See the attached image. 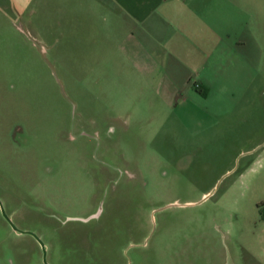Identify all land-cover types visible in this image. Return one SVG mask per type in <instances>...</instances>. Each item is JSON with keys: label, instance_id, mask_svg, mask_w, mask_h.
Instances as JSON below:
<instances>
[{"label": "rangeland", "instance_id": "obj_1", "mask_svg": "<svg viewBox=\"0 0 264 264\" xmlns=\"http://www.w3.org/2000/svg\"><path fill=\"white\" fill-rule=\"evenodd\" d=\"M189 3L225 45L168 97L100 0H0V202L47 264H264V0ZM27 233L0 213V264Z\"/></svg>", "mask_w": 264, "mask_h": 264}, {"label": "crops", "instance_id": "obj_2", "mask_svg": "<svg viewBox=\"0 0 264 264\" xmlns=\"http://www.w3.org/2000/svg\"><path fill=\"white\" fill-rule=\"evenodd\" d=\"M192 1L100 0L101 12L118 20L115 29H107L118 34L109 48L126 51L122 62H128L142 82L140 89L150 91L149 95H174L186 86L192 72L202 71L211 55L224 48L225 38L217 24L207 23ZM56 11L55 15L63 14L60 3ZM98 31L93 27V35ZM198 88L207 93L201 85ZM169 102L165 101L166 107H171Z\"/></svg>", "mask_w": 264, "mask_h": 264}, {"label": "water", "instance_id": "obj_3", "mask_svg": "<svg viewBox=\"0 0 264 264\" xmlns=\"http://www.w3.org/2000/svg\"><path fill=\"white\" fill-rule=\"evenodd\" d=\"M0 212H1L2 217L9 223V225L11 226V228L13 229V231L18 232V233H23V234L27 233V232H20V231H18L16 229V227L13 225V223L11 222V220L5 214L1 202H0ZM27 234L31 235L39 243V245H40V247L42 249V253H43V264H47L46 258H45L46 257L45 256L46 255V252H45V249H44L43 244L40 242V240L34 234H32V233H27Z\"/></svg>", "mask_w": 264, "mask_h": 264}, {"label": "trees", "instance_id": "obj_4", "mask_svg": "<svg viewBox=\"0 0 264 264\" xmlns=\"http://www.w3.org/2000/svg\"><path fill=\"white\" fill-rule=\"evenodd\" d=\"M259 212H260V214H261V217L263 218V220H264V202L263 203H261L260 205H259Z\"/></svg>", "mask_w": 264, "mask_h": 264}, {"label": "flooded vegetation", "instance_id": "obj_5", "mask_svg": "<svg viewBox=\"0 0 264 264\" xmlns=\"http://www.w3.org/2000/svg\"><path fill=\"white\" fill-rule=\"evenodd\" d=\"M259 207V206H258ZM1 213V212H0Z\"/></svg>", "mask_w": 264, "mask_h": 264}]
</instances>
